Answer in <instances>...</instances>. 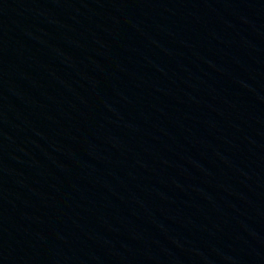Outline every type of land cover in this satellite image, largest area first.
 <instances>
[{"label":"water","instance_id":"water-1","mask_svg":"<svg viewBox=\"0 0 264 264\" xmlns=\"http://www.w3.org/2000/svg\"><path fill=\"white\" fill-rule=\"evenodd\" d=\"M0 264H264V0H0Z\"/></svg>","mask_w":264,"mask_h":264}]
</instances>
